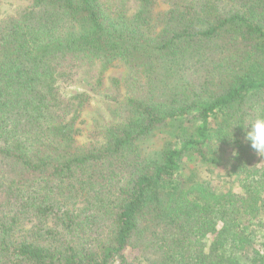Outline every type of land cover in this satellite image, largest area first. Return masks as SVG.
Returning a JSON list of instances; mask_svg holds the SVG:
<instances>
[{
    "label": "trees",
    "instance_id": "obj_1",
    "mask_svg": "<svg viewBox=\"0 0 264 264\" xmlns=\"http://www.w3.org/2000/svg\"><path fill=\"white\" fill-rule=\"evenodd\" d=\"M88 61L126 105L80 143ZM257 116L264 0H31L0 21V264H264ZM225 152L237 189L184 172Z\"/></svg>",
    "mask_w": 264,
    "mask_h": 264
},
{
    "label": "rangeland",
    "instance_id": "obj_2",
    "mask_svg": "<svg viewBox=\"0 0 264 264\" xmlns=\"http://www.w3.org/2000/svg\"><path fill=\"white\" fill-rule=\"evenodd\" d=\"M31 0H0V21L9 15H17L25 9ZM137 3L132 5L135 11ZM167 6H163L166 8ZM91 63L78 71L70 81L66 82L63 94L70 97L75 94H87L89 101L81 109V117L78 121L80 143L101 142L107 132V128L121 122V110L126 105L125 77L128 73L127 65L122 61H116L112 67L104 70L102 63ZM114 79L119 81V88H115ZM158 138L150 144L151 147L160 146ZM229 158L225 152L219 165L200 163L196 157H187L184 162V172H196L199 175L212 180L218 189L238 188V178L232 177L228 164Z\"/></svg>",
    "mask_w": 264,
    "mask_h": 264
},
{
    "label": "clouds",
    "instance_id": "obj_3",
    "mask_svg": "<svg viewBox=\"0 0 264 264\" xmlns=\"http://www.w3.org/2000/svg\"><path fill=\"white\" fill-rule=\"evenodd\" d=\"M244 129L245 140L250 142L251 148L259 155L264 156V116H257L255 119L251 120ZM234 154L237 153L234 151Z\"/></svg>",
    "mask_w": 264,
    "mask_h": 264
}]
</instances>
